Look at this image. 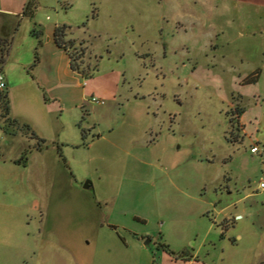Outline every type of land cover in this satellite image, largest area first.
Returning a JSON list of instances; mask_svg holds the SVG:
<instances>
[{"label": "rangeland", "instance_id": "374dc122", "mask_svg": "<svg viewBox=\"0 0 264 264\" xmlns=\"http://www.w3.org/2000/svg\"><path fill=\"white\" fill-rule=\"evenodd\" d=\"M249 1L220 6L214 20L188 21L185 31L177 5L160 0H79L67 21L76 36H91L82 66L92 62V77L55 58V100L34 64L42 40L33 34L54 16L40 4L34 15H1L10 115L28 113L46 141L1 142L7 158L30 157L35 143L42 150L27 169L0 162V198L33 204L38 197L44 236L54 225L55 238L77 242L94 258L112 254L115 264L141 253L131 229L158 238L150 251L166 245L174 252L165 248L172 260L165 264L176 257L182 264H264V0ZM115 72V100L94 91ZM111 127L114 134L95 136ZM254 144L260 152L251 151ZM88 180L96 186L84 188Z\"/></svg>", "mask_w": 264, "mask_h": 264}, {"label": "crops", "instance_id": "0c3cea01", "mask_svg": "<svg viewBox=\"0 0 264 264\" xmlns=\"http://www.w3.org/2000/svg\"><path fill=\"white\" fill-rule=\"evenodd\" d=\"M110 1L112 2V0ZM246 1L250 2L249 4H251L252 2L249 0ZM29 2H32L35 7L37 6V4L45 5L51 13H49L47 17L51 18V16H54L53 18H55L53 19V21H48L44 23V26H42L41 29L37 30L42 31V36L40 38L42 40V58L39 62V67L41 66L39 73L40 80L44 84V86L48 90H50L51 96L55 100V90L53 91L50 89L51 86H55V83H53V81H55V58H60L61 61L64 60L66 62H69L71 70L74 73L77 72L71 67L68 52L64 48L57 45L55 41V29L58 25H70L68 23L69 21H67L68 12L74 9V7L78 4L79 0H0V16H30L29 14L25 13L26 6ZM84 3L86 4V1ZM160 3H163L164 5H177L178 11L174 15L176 18L175 20H178L180 26L182 28H185V31H187L189 22L201 25L203 21L206 22L214 20L215 9L218 10L220 6H223L224 10H228V8L230 9V6L233 7L241 3V0H160ZM90 4L91 3L89 1V5ZM93 5L94 7L92 10V14L95 18V16H98V14L100 16V11L96 7L95 3H93L92 6ZM89 11L90 9L85 8L83 9V14H88ZM34 12L33 15L35 14ZM142 17L146 19L148 18V15H141V18ZM133 26L135 28L136 25ZM89 37L90 38H85L84 36H76L75 33L72 32V26L68 34V38L75 39L78 43L83 41L85 47H87V50H89L91 40L90 35ZM164 46L167 47V43H164ZM46 57L48 58V60L46 59ZM215 57L216 56H214V58ZM223 57H225V55H223ZM45 61H47L49 64L46 72L43 73L42 69L44 67L43 64H45ZM89 65L92 66V62L89 61ZM115 73L116 74H113L114 79L111 81V84L105 86L104 88L96 86L94 91H97L101 94H106L108 97L113 98V100H115L117 92L119 91V84L121 80L119 74L120 72ZM80 74L83 75V73L81 72ZM243 76L240 75V77ZM90 77H92L91 74ZM82 82L83 81L80 78L79 83ZM6 83V90L8 91L9 82L6 81ZM244 83L246 84L247 81H244ZM62 84L63 83H61V85ZM60 99H63V96L60 97ZM11 117L20 122L19 127H21L22 123L26 122L27 124H29L31 130H29V132L22 133L19 127L12 126L9 127L8 130H5V128L2 126L3 123L5 124V118L3 117L2 119H0V158L3 157L4 159H0V162L2 164L6 163V166L7 162H9L10 166L12 164L16 167L21 168L22 166L27 169L30 164H33V162L37 161V157L34 156L37 152H40L42 150L39 149V144L35 143L34 147H36V149L32 148V150H30V157L26 156V158H23L24 154H22L20 158H7V153L5 152V148L1 142L7 139H11L12 142L17 144L19 139H21L23 136L29 139L32 132H35L40 138H43V135L42 133L40 134V132L38 131V129H36L35 126H33V123L31 121H28V113L25 114L19 112H11ZM149 128L154 129V127H151L150 125L146 126L144 128L143 134L139 137L142 141L145 140L147 142V136L145 134L147 133V130ZM84 129L86 130V134H84L85 137V135H88V130L90 129H88L87 127H84ZM114 132L115 128L111 127L107 130V132L102 131L101 134H95V136L98 138L104 137L106 136V133H108V135H112L114 134ZM154 140L155 142L153 143L157 144L160 140V137H154L153 141ZM107 141L113 140L112 138H110L109 140L107 138ZM113 144H115V142ZM168 154L172 156L171 153L168 152ZM32 157L34 158L33 161ZM101 157H104V154H102ZM172 161L175 164L177 162H180V156L177 158L173 157ZM57 164L60 165V162ZM86 184H88V187H85L84 185V188L87 189L93 188L94 184L96 186V183H92V181L90 180H88ZM215 186L217 187L218 183L215 184ZM78 187H81V184L78 185ZM16 198L19 197L16 196ZM225 208L226 206L223 209H219L217 214L221 215ZM43 209L44 207L39 204L38 197L35 198L33 204L27 203V201H24L23 198L22 201L19 199L13 201L3 197L0 198V264H95L96 261H98L99 264H115L113 262L115 259L112 257V254L99 256L100 258H94L95 256H90L89 254L87 255L83 253L79 246H77V242H72L70 240H62L58 237L55 238V235H58V233L57 231H55L54 225L47 227L50 233L49 235L52 234V236L48 237V234L44 236L45 227L43 226L42 221L44 216ZM47 209L49 213V207ZM207 212L209 213L210 210H207ZM224 221L229 222L230 220L224 218ZM228 222L227 224H229ZM131 234L137 241H139L140 245H142V248L139 249L141 253L136 257L133 263L128 261H132L134 258H122V260H118L120 264H157L158 257L161 259V264H165L166 262L172 263V260L169 257L165 256L166 249L163 245H161V248H159L157 252L150 251L147 247L148 244H152L153 241H155V243L158 242V238L155 237L153 233H149L146 230L131 229ZM193 257L196 256L193 255ZM109 258H111V260ZM173 259L174 264H182L185 262V259H178L177 257ZM189 260L192 261L193 258ZM192 264H195V262H193Z\"/></svg>", "mask_w": 264, "mask_h": 264}, {"label": "trees", "instance_id": "16d2710c", "mask_svg": "<svg viewBox=\"0 0 264 264\" xmlns=\"http://www.w3.org/2000/svg\"><path fill=\"white\" fill-rule=\"evenodd\" d=\"M35 5L32 2H29L26 6L25 13L29 15H33ZM71 30V26L67 24L58 25L55 29V41L58 46L64 48L70 57L71 67L73 70L83 73V75L88 76L91 74V68L92 66L88 65L86 68H83V62L84 57L86 55V47L84 45V42L81 41L80 43H77L75 39L68 38V34ZM33 34L37 36L38 38H41L42 31H37L36 29L33 30ZM41 43V41H40ZM40 62L39 52H36L35 62L34 64L37 65ZM98 65V64H96ZM95 67V68H94ZM93 68L96 69L97 67L94 66ZM0 102L2 103V106L4 108V112H1V116L5 118V124L3 123L2 126L5 128V130H8L9 127H17V123H19L16 119L12 118L10 115V99L8 91H0ZM240 112L239 114H241ZM20 125V124H19ZM29 132L30 128L28 125H24ZM19 127V126H18ZM22 127V126H21ZM83 134H86V130L83 129ZM30 137L36 138L39 142H45L46 140L43 138H40L35 132H32ZM23 158H26V154H24ZM168 251L171 253H174L171 251L168 246L163 245Z\"/></svg>", "mask_w": 264, "mask_h": 264}, {"label": "built area", "instance_id": "2783aa9c", "mask_svg": "<svg viewBox=\"0 0 264 264\" xmlns=\"http://www.w3.org/2000/svg\"><path fill=\"white\" fill-rule=\"evenodd\" d=\"M6 88H7L6 78H5L2 70L0 69V89L4 91V90H6ZM92 100L95 102H101V103L103 102L102 100H100L96 96H94ZM251 151L253 153H258V152H260V147L257 144H254L251 146ZM259 187L262 191H264V176L262 177V179L260 181Z\"/></svg>", "mask_w": 264, "mask_h": 264}, {"label": "water", "instance_id": "95a60500", "mask_svg": "<svg viewBox=\"0 0 264 264\" xmlns=\"http://www.w3.org/2000/svg\"><path fill=\"white\" fill-rule=\"evenodd\" d=\"M85 187H88V184H85Z\"/></svg>", "mask_w": 264, "mask_h": 264}]
</instances>
